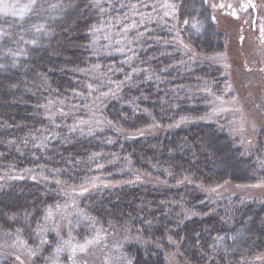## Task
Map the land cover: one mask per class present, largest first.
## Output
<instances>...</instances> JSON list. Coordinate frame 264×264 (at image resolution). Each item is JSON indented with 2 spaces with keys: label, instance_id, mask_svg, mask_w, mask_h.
Segmentation results:
<instances>
[{
  "label": "trees",
  "instance_id": "trees-1",
  "mask_svg": "<svg viewBox=\"0 0 264 264\" xmlns=\"http://www.w3.org/2000/svg\"><path fill=\"white\" fill-rule=\"evenodd\" d=\"M53 1L47 40L0 68V243L31 252L0 264L57 256L45 225L60 208L77 241L124 238L116 263L264 264V173L249 188L215 170V147L244 165L264 155V122L242 132L217 112L228 88L264 97L250 19L211 7L215 37L200 41L185 34L190 0ZM242 226L248 251L220 256L212 243Z\"/></svg>",
  "mask_w": 264,
  "mask_h": 264
},
{
  "label": "rangeland",
  "instance_id": "rangeland-1",
  "mask_svg": "<svg viewBox=\"0 0 264 264\" xmlns=\"http://www.w3.org/2000/svg\"><path fill=\"white\" fill-rule=\"evenodd\" d=\"M254 2V0H190L189 4H186L184 12L187 22L185 29L186 37L190 40L200 41L214 39L213 17L208 9L211 7L220 8L226 4L231 10L236 9L239 15L244 14L243 18L250 19L249 23L243 28L242 35L245 37V33H247L248 38L251 37L252 39L255 38L258 41L264 42V10L262 13L254 14L252 7L254 10L258 9ZM262 2L264 3V0ZM3 3L15 7L14 9L10 8L8 14L0 11V62L3 61L4 63L0 64V68L4 65V68L12 69L13 71L15 69L16 71V69L20 68L18 65L26 54V47L29 48L47 40V21L55 18V4L53 0H0V6ZM243 3H246L249 11L248 8L242 5ZM25 5H30V7L24 10L23 15L12 14L13 11L19 13L20 9ZM36 11H38L37 15ZM250 27L254 29L252 34L247 31ZM10 41L15 44L19 43V46L15 49L10 48L8 45ZM257 54L253 53L251 59L259 61V57H256ZM261 59H263L264 67V55ZM226 92L228 96L225 100L224 98H218L225 101L226 107L217 110V112L220 115H229L231 124L239 130L242 129V132H250L249 130H251L254 133L255 130L257 131L259 127L257 125L264 122V97L254 95L251 98L249 97V99L240 100L233 89L230 90L228 88ZM214 151L217 155L221 153L216 157L218 163L215 170L226 171V176L231 178L236 185L255 188L253 184L262 179V174L264 173V155L260 156L256 163L252 164L248 162L244 165L236 161L235 156L233 158L228 156L227 152H221L219 147H215ZM76 216L77 214H73V211L66 214L65 209L60 208L56 209L48 219L45 229L53 231L56 239L59 241V247L56 249L57 256L50 258L48 264H127L128 261L126 259L121 260L120 263H116L110 257V254L119 248V244L124 238L118 241L120 242L118 245H116L114 240H110V238L100 234L83 241L75 240L72 235L73 224L70 223V220ZM246 240H250L249 230L245 226H242L231 234L219 236L212 245L220 256L228 257L246 253L249 249V244L245 243ZM66 241H70V246L65 244ZM108 244H112V246H109L106 251L105 247ZM79 245H86L84 251L80 250ZM22 248L23 244L16 239L7 242V245L0 243V262L2 258H9L12 255L6 256L9 250L16 256L15 262L21 263L23 260L20 261V259L22 258L30 259L31 252L27 249L21 251ZM73 249L75 250L73 251ZM61 255L66 256L64 261H61L59 257Z\"/></svg>",
  "mask_w": 264,
  "mask_h": 264
},
{
  "label": "snow or ice",
  "instance_id": "snow-or-ice-1",
  "mask_svg": "<svg viewBox=\"0 0 264 264\" xmlns=\"http://www.w3.org/2000/svg\"><path fill=\"white\" fill-rule=\"evenodd\" d=\"M14 7L15 6H13V5H8L6 3H3L2 6H0V11H3L5 14H8L9 9L10 8H13L14 9ZM29 7H30V5H25L22 9H20V12L19 13L13 11L12 14L13 15H16V14L23 15L24 10L27 9V8H29ZM87 243H91V242H87ZM65 244H67V245L70 246V241H66ZM78 247L80 248L81 251H84L86 245H79ZM74 250L75 249H73V251ZM58 251H60V249H58Z\"/></svg>",
  "mask_w": 264,
  "mask_h": 264
}]
</instances>
